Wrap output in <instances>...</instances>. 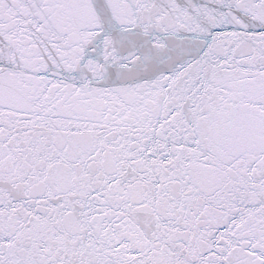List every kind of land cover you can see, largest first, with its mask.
Returning <instances> with one entry per match:
<instances>
[{
    "label": "snow or ice",
    "instance_id": "6c2138e0",
    "mask_svg": "<svg viewBox=\"0 0 264 264\" xmlns=\"http://www.w3.org/2000/svg\"><path fill=\"white\" fill-rule=\"evenodd\" d=\"M0 264H264V0H0Z\"/></svg>",
    "mask_w": 264,
    "mask_h": 264
}]
</instances>
